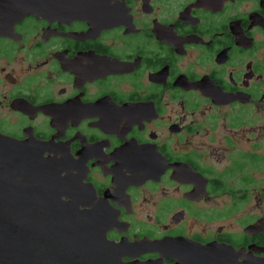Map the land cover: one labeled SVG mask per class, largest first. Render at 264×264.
<instances>
[{
	"label": "flooded vegetation",
	"instance_id": "flooded-vegetation-1",
	"mask_svg": "<svg viewBox=\"0 0 264 264\" xmlns=\"http://www.w3.org/2000/svg\"><path fill=\"white\" fill-rule=\"evenodd\" d=\"M0 134L74 165L113 242L264 264V0H0Z\"/></svg>",
	"mask_w": 264,
	"mask_h": 264
},
{
	"label": "water",
	"instance_id": "water-1",
	"mask_svg": "<svg viewBox=\"0 0 264 264\" xmlns=\"http://www.w3.org/2000/svg\"><path fill=\"white\" fill-rule=\"evenodd\" d=\"M49 149L55 147L0 134V264H164L162 259L123 260L146 251L166 255L159 250L162 244L170 247L172 264H236L205 257L204 247L191 249L183 240H109L112 213L94 189L70 173L74 165L43 157Z\"/></svg>",
	"mask_w": 264,
	"mask_h": 264
}]
</instances>
